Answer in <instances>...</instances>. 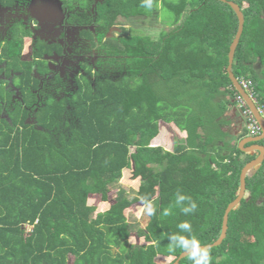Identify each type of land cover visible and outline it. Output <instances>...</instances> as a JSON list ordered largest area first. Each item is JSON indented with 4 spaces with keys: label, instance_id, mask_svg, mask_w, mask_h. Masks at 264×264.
I'll list each match as a JSON object with an SVG mask.
<instances>
[{
    "label": "trees",
    "instance_id": "obj_1",
    "mask_svg": "<svg viewBox=\"0 0 264 264\" xmlns=\"http://www.w3.org/2000/svg\"><path fill=\"white\" fill-rule=\"evenodd\" d=\"M227 1L244 16L232 73L251 83L264 111V0ZM66 2L89 10L94 0ZM141 2L103 0L95 19L81 15L78 26L104 32L118 18L148 19L158 4L173 19L156 37L123 31L106 39L99 48L117 78L87 69L89 77H75L77 89L68 97L44 95L38 102L32 93V69L47 72L35 59L50 48L37 46L33 61H20L27 34L18 28L0 45V62L18 73L12 83L21 95L12 101L0 82V264H173L182 250L170 251L168 236L183 221L201 246L218 239L241 169L256 157L237 145H225L230 152L223 155L215 144L219 120L239 96L226 71L237 19L216 0H154L152 9ZM160 124L183 132L184 144L172 152L150 146ZM246 137L245 128L239 139ZM124 170L138 180L132 196L118 184ZM245 186L244 199L228 215L226 238L209 250L210 264H264V161ZM109 189L114 199L106 210L89 205L91 196ZM177 189L196 201L194 213L185 216L175 206ZM148 201L157 211L145 214L140 230L124 212ZM166 208L171 215H163ZM133 232L150 244H128ZM179 264L191 261L187 256Z\"/></svg>",
    "mask_w": 264,
    "mask_h": 264
},
{
    "label": "flooded vegetation",
    "instance_id": "obj_2",
    "mask_svg": "<svg viewBox=\"0 0 264 264\" xmlns=\"http://www.w3.org/2000/svg\"><path fill=\"white\" fill-rule=\"evenodd\" d=\"M5 1L6 4L0 6V45L9 41L12 30L18 28L19 31L27 34L23 37L20 61H33L37 46H44L51 50L49 55L43 54L40 59H35L45 62L47 72L41 75L36 72L35 68L31 72V76L37 81V89L32 93L36 95L38 102L44 99V95H49L57 100L68 97L77 89L75 77H87V69L91 70L92 73L100 72L102 75L108 73L110 78L113 75H118L108 68L106 56L99 46L106 39L121 35L123 31L129 32V30L126 31L121 27L118 30L119 33L114 34V31L120 27L121 21L137 18H118L115 26L106 32L95 25L81 27L77 25L78 21L83 20L81 15L92 16L95 19L94 9L103 0H94L92 8L89 10L82 9L78 6L80 3L77 2L64 3V0H56L57 8H55L54 13L52 12L46 21L41 20V24L30 17V14L25 16L27 12L25 1L27 0ZM44 27L47 29H43ZM84 32H89L90 36ZM101 34H103L102 41L98 43V37ZM17 74L12 71L7 72L5 63L0 62V82H3L4 89L12 94V101H20L21 99L18 89L12 83V78ZM56 78L58 82L55 80ZM94 79V77L89 78L92 83ZM28 123H33L32 119Z\"/></svg>",
    "mask_w": 264,
    "mask_h": 264
},
{
    "label": "rangeland",
    "instance_id": "obj_3",
    "mask_svg": "<svg viewBox=\"0 0 264 264\" xmlns=\"http://www.w3.org/2000/svg\"><path fill=\"white\" fill-rule=\"evenodd\" d=\"M25 10H27L25 16L30 14V17L34 18L41 23V20L46 21L49 18L52 12L54 13L55 8H57L56 0H27ZM7 19L6 17H4ZM173 16L172 14L165 9L161 8V5H157L156 11L148 15L147 18L132 19L128 21H121L120 27L114 31V34H118L119 28L123 27L126 31H133L134 33L141 34L145 33L144 36L156 37L157 31H167L170 29ZM40 26V25H39ZM45 26V25H44ZM42 27V25H41ZM47 29V28H43ZM159 33V32H158ZM92 59V58H91ZM254 69L258 70L259 66L257 63L253 65ZM118 75H113L111 79L117 78ZM235 108V109H234ZM154 109L150 108L149 112H152ZM237 110V106L230 107L227 116H234ZM229 117V118H230ZM242 118V117H241ZM243 119V118H242ZM244 121V120H243ZM183 145V136L179 134L176 129H169L166 125L160 124L159 132L157 136L150 142L152 147H162L164 150L172 152L176 145ZM248 143H245V146ZM132 150V149H131ZM119 186L124 190L129 192V195L132 196L133 192L137 189L138 180H132L130 170H124L122 172L121 179L118 181ZM157 196L154 198L156 199ZM114 199V190L109 189L104 194L94 195L89 198V204L96 208V211H103L108 208V205L112 203ZM146 205L143 203H136L132 205L129 209L124 212V215L127 217L128 223L130 225H138L140 230H144L145 223V214H146ZM128 244L133 245H147L150 244L149 241H146L143 234L139 238L136 237L135 233H131L128 237Z\"/></svg>",
    "mask_w": 264,
    "mask_h": 264
},
{
    "label": "water",
    "instance_id": "obj_4",
    "mask_svg": "<svg viewBox=\"0 0 264 264\" xmlns=\"http://www.w3.org/2000/svg\"><path fill=\"white\" fill-rule=\"evenodd\" d=\"M216 1L228 5L230 9L233 11V13L235 14L236 19H237V31L229 46V51L227 55L228 65H227L226 71H227L228 78L233 88L235 89L237 94L243 99L247 108L250 110L254 119L259 125L260 135H258L257 137H246L239 143V150L241 152L248 154V155H256V157L252 161L245 164L244 167L241 169L240 176H239V189H238L235 199L227 205L224 211L223 218H222L221 232H220L218 239L210 245L202 246V247L207 248L208 250H211L212 248H216L220 246L221 243L226 238V233L228 229V226H227L228 225V215L232 210H234L240 204L241 200L244 199L246 195L245 179L247 176H251L254 173V171L264 161V146L257 144L258 142L264 140V119L259 114L256 106L247 96L245 91L240 86L238 80L234 77L232 73L234 53H235V50L237 48V45L239 43L240 37L243 32L244 16L241 11V8L234 2L227 1V0H216ZM245 142H247L248 144H252V145L245 146ZM186 257L187 255L182 252L173 264H179V262Z\"/></svg>",
    "mask_w": 264,
    "mask_h": 264
},
{
    "label": "clouds",
    "instance_id": "obj_5",
    "mask_svg": "<svg viewBox=\"0 0 264 264\" xmlns=\"http://www.w3.org/2000/svg\"><path fill=\"white\" fill-rule=\"evenodd\" d=\"M153 6H154V0H142L141 2V7L145 9H152ZM260 109L262 113L259 114L263 117L264 111L262 108ZM244 126H245V121H244ZM175 206L185 216L194 213L198 207L196 201L193 200V198L190 195L185 194L180 189H177L175 193ZM156 211L157 209L153 206L152 202L148 201L146 203L147 214L149 216H152L156 214ZM163 215L169 216L171 215V212L169 211V209L166 208L163 210ZM177 228L179 229L178 232H173L168 236L169 250L170 251H174L175 249L182 250V252L188 256L189 260L191 261V264H210L209 250L205 247H202L200 242L192 234L191 223L188 221L180 222L178 223Z\"/></svg>",
    "mask_w": 264,
    "mask_h": 264
},
{
    "label": "crops",
    "instance_id": "obj_6",
    "mask_svg": "<svg viewBox=\"0 0 264 264\" xmlns=\"http://www.w3.org/2000/svg\"><path fill=\"white\" fill-rule=\"evenodd\" d=\"M228 111H229V109L225 112V114L219 120V126L217 128V132L214 133V134H217V137H218L216 140V143H215L218 146V148L217 147L216 148H217V150L219 149V152L222 153L223 155L230 152V149H226L225 145H228L229 148H232V147H234V145H237V147L239 149V143L244 139V138L239 139V135L243 131H245L244 121L241 118L242 116L240 115L239 111L234 110L235 111V112H233L234 116H232V117H230L229 115L227 116ZM221 121H223V122H221ZM167 128L176 129L173 124L167 125ZM177 131L179 134H182L183 144H184L185 134L183 132H180L179 130H177ZM250 145H252V144H248L246 146H250ZM89 205H91V204H89ZM109 206H110V204L108 205V207Z\"/></svg>",
    "mask_w": 264,
    "mask_h": 264
},
{
    "label": "built area",
    "instance_id": "obj_7",
    "mask_svg": "<svg viewBox=\"0 0 264 264\" xmlns=\"http://www.w3.org/2000/svg\"><path fill=\"white\" fill-rule=\"evenodd\" d=\"M239 84L242 87V89L245 91L247 96L250 98V100L256 105L259 113H262L260 109L261 107L257 106L256 97L251 87V83L247 80H242L239 82ZM235 105L237 106L238 111L240 112L241 116L245 121V128L248 131L249 136L256 137L260 133V127L240 96H237L235 98Z\"/></svg>",
    "mask_w": 264,
    "mask_h": 264
}]
</instances>
